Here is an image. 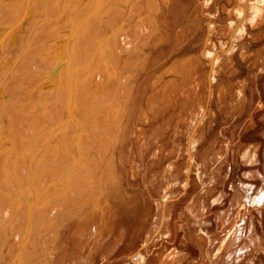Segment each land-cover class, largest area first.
I'll list each match as a JSON object with an SVG mask.
<instances>
[{
	"label": "bare ground",
	"instance_id": "6f19581e",
	"mask_svg": "<svg viewBox=\"0 0 264 264\" xmlns=\"http://www.w3.org/2000/svg\"><path fill=\"white\" fill-rule=\"evenodd\" d=\"M11 1L0 0L1 15L4 13V7ZM85 1L17 0L16 23L14 19L6 18L0 25V45H10L11 39L17 36L15 27L21 18L35 20L30 25L26 44L27 57L21 59L18 65H3L0 71V87L20 91L24 85H28L31 91H42L37 105L43 110L49 107L48 113L43 115L49 124L40 128L38 146L30 155L32 161L38 165L39 174L26 157L25 148L31 145L27 144L22 153L8 155L0 152V264H50L54 252L58 254L56 264H149L152 247L156 246L160 239L172 234L174 208L185 200L184 197L187 199L179 212L181 221L178 227L181 232H185L184 247L191 244L198 253L191 258L192 255L184 248H174L162 256L161 264H231L232 250L241 240L247 227L252 251L261 249L264 253V240L257 235L255 216L242 215L239 210L234 217L232 230L224 236L215 234L212 238L205 229L208 221L198 214L200 209L202 215L208 211L209 203H222L224 190L218 191L210 202L208 194L216 188L221 175L223 183L230 175L231 167L229 170L224 168L230 150L234 165L239 166L240 158L244 166L252 168L243 173L246 179L260 177L259 169H254L261 165L259 143L242 144L239 139L236 148L230 147L224 141H221L219 146L217 143L219 135L245 111L248 112L245 122L234 126H241L243 131L256 125L253 112L264 109L261 91H258L256 85L250 87L246 81L224 80L232 77L238 68L236 53L241 47V41L245 43L246 37L249 36L248 30L257 29L253 41L264 39V11L260 10L264 0H236L235 8L228 12L234 19L229 21L226 29L217 36L216 43L210 40L206 42L215 49L203 53L202 59L191 69L190 77L180 78L182 80L177 84L180 91L174 95V103L171 102L170 108L165 105L154 109L151 103H146V109L136 112L138 98L145 91L146 85L144 81L140 82L133 89L126 116L122 121L118 119L121 105L115 108L110 117L111 132L103 125V121L106 115L112 112L114 101L119 95L123 63L137 51L125 32L126 22L122 20L119 23L118 18H121L123 12L129 11L136 0H89L84 3ZM192 4L193 8L185 16L184 25L178 34L175 33L177 36L173 38L170 56L185 46L189 36H186L185 28L194 33L201 16L215 24L219 23V16L205 12L199 0H192ZM216 8L217 3H214V9ZM51 12L61 17L64 12H70L68 16L71 18L66 19L63 27L60 24L55 26L49 18ZM74 12L78 19L73 16ZM104 17L107 18V25L95 26L99 35L87 31L93 20L100 22ZM82 24L85 25V31L81 34L83 40L80 39ZM180 41L182 42L179 43ZM260 53L261 51L255 52L251 60L249 54L241 56L244 61H251L248 67L254 77L264 72V53ZM160 65L157 68H160ZM258 65L260 67L257 72L255 68ZM152 71L154 72L148 70L147 76L153 73ZM29 76L33 79L28 81ZM218 76H223L226 83H220L217 89L215 85ZM248 89L250 95L247 93ZM225 94H232V107L227 114L226 123L215 135L216 129L213 126L220 120V110L217 111L213 107L212 101L221 99L226 102ZM17 100V114L24 115L35 111L31 99L25 107ZM78 100L84 104L80 107L83 106L81 111L87 117L85 124L80 122L78 112L76 113ZM195 109L197 117L193 115ZM56 115H61L66 120L60 121L56 119ZM154 118H163V121L149 129L142 127ZM261 118L264 123V113ZM83 126L89 128L82 132H72L74 127L80 129ZM68 130H71V133L64 135ZM114 130L117 135L113 143L111 133ZM9 132L20 140L28 133L23 123L15 117L9 118ZM261 133L264 135V130ZM207 134H214L211 144L208 145ZM54 138L57 139L55 150L49 151L54 153L53 157L52 154L48 156L49 153L44 152L41 146L48 145V141ZM2 139L0 137V144L6 141ZM183 141L185 149L181 148ZM113 145L115 155L109 157L106 166H103L106 169L98 170L97 177L94 176L93 164L90 166L88 155L91 151H98L93 157V161H98L110 154ZM165 146L168 147V155H173L182 162L181 169L176 166L172 170H175L173 175L177 173L182 177L181 185L178 184L181 191L165 198H157L153 194L157 182L151 184L147 180L146 172L147 167L155 163V156L163 152L162 149L166 150ZM171 163L168 166H171ZM130 174L138 177V183L130 179ZM39 175H45V182L30 186ZM190 185L195 186L194 193L188 192ZM25 186L32 188L35 202L17 214L18 207L23 203L27 204L29 194ZM139 194L142 196L140 202L139 198L137 199ZM153 202L155 211L153 209L152 215L157 226L151 231L146 230L147 238L143 237L145 240L136 246V240L150 218ZM247 202L249 203L248 199L240 198V194L235 193L228 208L220 210L223 212L218 211L219 220L230 222L235 205L244 208ZM250 206L263 219L264 187L259 189ZM116 212H121L126 219L137 217L138 221L132 225L134 231L131 235L127 236L122 225L116 229L113 221ZM259 222L263 223L260 220ZM60 232L61 241L58 248L52 252L51 244L56 242ZM127 250L129 251L112 257L119 251ZM242 251L243 249H240V253ZM97 258H100L98 263ZM246 264L255 262L250 259Z\"/></svg>",
	"mask_w": 264,
	"mask_h": 264
},
{
	"label": "rangeland",
	"instance_id": "374dc122",
	"mask_svg": "<svg viewBox=\"0 0 264 264\" xmlns=\"http://www.w3.org/2000/svg\"><path fill=\"white\" fill-rule=\"evenodd\" d=\"M16 1L17 0H12L10 2L11 4L9 3L8 5L4 7L3 15L0 14V25L3 22H5L4 20L6 18L14 19V22L16 23L15 18L18 13V11L17 12L15 11V7L17 6ZM86 1L84 3L89 2V0L87 2ZM199 1H200V5L202 9L205 12L219 16V18H217L219 20V23L215 24L212 20L201 16L200 17L201 21L197 22V29L195 30L194 33H191V30H189L188 28H185L186 36L189 35L188 41L184 47L178 49L171 56H170V53L173 50V38L177 36L176 35L178 34L177 32H179L181 27L184 25L185 16L193 8L192 0H136L135 5L132 8H130L129 11L123 12L121 15V18H118L119 23L122 20L126 22L125 32L127 33L131 43L133 44V46L136 48L137 51L135 52L136 54H131L129 58L123 63V66L121 68V74H122L121 79L122 80H119L120 81L119 95L116 97L114 101L112 112L108 113L103 121V125L106 128H108L110 132H111L110 127H109L111 124L110 117L114 114L115 108L118 106L120 107L121 105V109L118 112V115H119L118 119L122 121L126 116L129 103H130V97H131V94L133 93V89H135V87L140 82L144 81L146 85H145V91L138 98V108L136 112H139V109H142V110L146 109V107H148L146 103H151V105L154 106V109L162 108V106H165V105L169 106L170 108L171 102L174 103V95L176 93H179L180 91L179 86L177 85L182 80L180 78H183V76L185 77L187 76L189 78L191 69L202 59L203 53H206L209 50L215 49L213 46L211 47L208 46L209 44H207L206 42L210 40L213 43H216L217 36L224 29H226L229 21H232L234 19L233 16L228 15V12L229 10H232L235 8L236 0H199ZM214 3L215 4L217 3L216 10L214 9ZM76 10L77 9H75V12ZM260 10L264 11V5L261 6ZM75 12L73 16H75V18L78 19V15H76ZM69 13L64 12L61 17L60 15L58 14L54 15L53 12H51L49 15V18L52 20L55 26H58L57 24H60L63 27L66 19L71 18L68 16ZM71 16H72V13H71ZM32 21H35V20L21 18V21L15 27L17 31V36L11 39L10 45H4V44L0 45V71L3 65H6V64L9 65V63L12 65H18V62L21 59L23 58L25 59L27 57V53H26L27 45L26 44L29 38L30 29H31L30 25ZM106 21H107L106 17H104L103 20L100 22H98L96 19L93 20L89 24L87 31L88 32L92 31L95 34L99 35V31L95 29V26L97 25L106 26L107 25ZM81 26L82 27L80 29V39L82 38L81 40H83V37L81 36V34L83 33V31H85V28H84L85 25L82 24ZM262 27L264 28V23L262 24ZM104 28L106 29V27ZM248 35L249 36L246 37V41H244L245 43H243V40L241 41L240 43L241 47H239L238 52L236 53L238 68L236 69L235 74L232 77L225 78V79L223 78V76H218L217 83L215 86L218 89V87L221 85L220 83L222 82L226 83V81L233 80V79L238 80V81H246L249 83L250 87L251 85L257 86V88L259 89L258 91L259 92L261 91L260 95H261L262 100L264 101V88H263L264 87V76H263L264 72H261L260 73L261 75L259 74L260 76L259 75L256 77L251 76L252 70H250V68L248 67V63H250L251 61H244L242 59V57H244L247 54L251 55L250 57V60H251V58H254L255 52L257 53L258 51H261L260 54H262V51H263L264 53V49H263L264 39H257L254 41L252 40L257 35V29L248 30ZM181 42L182 41H180L179 43ZM101 60L102 59L100 58V61ZM33 62H31V64ZM159 65H160V68H157ZM259 67L260 65H258L255 68L256 69L255 71L258 72ZM87 68L85 71H87ZM148 70H154V72L152 71L153 73L147 76ZM167 70L169 72H166ZM83 78L84 76L82 77V79ZM28 79L30 80L33 78L32 76L31 77L29 76L27 80ZM223 79L226 81L224 82ZM249 89L247 93H249L250 95ZM41 94H42V91L29 90L28 85H24L22 87V90L20 91L3 89L0 87V127H1L0 137L3 138L2 141L6 140L4 143L0 144V152L7 153L8 155H13L16 152L22 153L27 144L31 145L30 147L32 148L30 147L25 148L26 150L25 153H26L27 160H29V162H31L35 166V170H37L38 174L40 173L38 165H36L35 161H32V159L30 158V155L35 152L38 146L37 142L39 141V136L41 135L39 134L40 128L49 124V121L44 120L45 118L43 117L45 113H48L49 107L47 108V110H43V108L37 105ZM224 97L226 98V102L221 99H219V101H212L213 107L217 111L220 110V114H219L220 120H218L217 124L213 126L216 129L215 135L218 134L219 130L224 126V123H226V120L228 118L227 114L230 113L231 107H232V104H231L232 99L230 100V98L232 97V94L230 95L225 94ZM16 99H18L17 101H19L24 107L27 105L28 101L31 99L34 102L35 111L33 113L28 112L27 114H24V115H20L19 113L17 114V112L15 111ZM81 105H84V104H82L78 100V103L76 105L77 106L76 113L78 112L77 116L80 122L85 124L87 123V117L81 111L83 107V106L80 107ZM41 110L43 111L41 112ZM263 113H264V109L254 111L253 119L255 120L254 122L256 125L254 127H251V129L249 128L243 131L241 130L242 129L241 126L240 127H234V126L245 122V120L247 119V115H248V112L245 111L239 118H237L238 120L236 119L235 122L233 121V124H231L227 130H225L223 133H221V135H219V141H218L219 143H217V145L220 144L221 141H224L228 143L230 147L236 148L238 145L237 142L239 141V139H241L240 140L241 143L243 142L242 144H245V143L246 144L247 143L258 144L259 143L260 150H261L260 151L261 165L254 167V169L256 170L259 169L258 174L260 175V177H258V179L248 180L244 177L243 173L250 171L252 168L249 166H244L240 158L238 159L239 166L234 165L232 157H231V150L229 151L227 155L229 162L227 161L224 168L226 170H229V168L231 167L229 170L230 175L225 180V183H223L221 179V176H222L221 175L220 179L218 180V183L216 184V188L210 194H208V198H209L208 202H210L212 201L213 196L218 193V191H220L221 189L224 190L225 196H224L222 203H219V204L209 203L208 211H206L203 215H202L203 212L201 209L198 212V214L200 213L199 214L200 217H202L203 219L205 218V220L208 221V224L205 226V229L212 236V238L215 234L224 236L225 234L228 233V231H231L233 227L234 217L236 213L240 210V212H242L241 213L242 215L245 214L249 217L255 216V221H256L257 230H258L257 235L259 236V238L264 240V217L263 219L260 218L257 212H255L256 210L252 209V207L250 206L251 200L254 198V196H257L259 189L261 187H264V169H263L264 135H262L261 133V131L263 132L264 130V123L261 118ZM193 115L194 117L198 116L196 113V109L193 111ZM10 117H15L19 119L23 123V125L26 127L28 133L24 139L20 140V138H16L12 136L11 133L9 132V118ZM55 117L56 119L60 121L66 120V118H63L61 115H56ZM152 120H153L152 122L148 121L147 123L143 124L142 127L144 129L146 128L149 129L150 127H153V125L157 123L160 124L163 121V118H154ZM67 121H68V117H67ZM79 127L78 128L74 127L75 129L73 130L71 129L72 132H79V131L82 132L86 128H89L88 126H83L79 129ZM134 129H135V125H133L132 130ZM71 130L66 131L64 135L71 133ZM93 132H95L94 129H93ZM111 135L113 137L112 142L114 143V140L117 135L116 130H114L113 133H111ZM213 135L214 134L212 135L207 134L206 136L207 145L211 144L210 142H212V138L214 137ZM131 140H132V136L130 137L129 147H131ZM48 142H49L48 145L41 146L43 147L42 149L44 150V152L46 151L47 153H49L50 150H55L57 139L54 138V139L49 140ZM184 144H185V141L182 142L181 148L182 147L184 148L185 146ZM218 146L216 147L218 148ZM114 149L115 147L113 145L112 151L110 152V154L103 159H99L98 161L97 160L93 161V157L94 155L96 156L97 154L96 152L98 151L90 152V154L88 155V162L90 166H92L93 164L92 170H93L94 176L97 177L98 170L103 171L104 169H106L104 167L106 166V163L109 157H111L113 154L115 155ZM165 149L166 150L162 149L163 152L161 151L157 156H155L156 157L155 163L150 164L147 167L148 173L146 172L147 180L151 184H155L157 182L156 183L157 187L161 186L160 188L156 187V190L158 192L155 190V192L153 193L155 197L157 198H165L166 196L170 194L175 195L181 191L180 187H178V184L179 186L181 185L180 183L182 181V177L180 175H177V173L176 175H173L175 174L174 173L175 170L174 171L172 170L176 166L177 167L180 166L179 168L181 169L182 162L181 160L179 159L177 160L176 158H174L173 155L171 156L170 154L169 155L167 154L168 147L165 146ZM51 154L53 155L54 153L51 152L49 153L48 156H52ZM129 154L130 152L128 153V155ZM162 156L164 157V159ZM171 162H174V163H171ZM170 163H171V166H168ZM169 168H172V169L168 171ZM129 177L131 180H133L134 183L135 181L136 183H138L139 179L137 176L134 177L132 176V174H130ZM157 178L159 179L160 182L157 181L158 180ZM45 179H46L45 175H43L42 177L39 175L37 180H35V182H33L32 185L30 186L33 187L36 184L38 185V184L44 183ZM249 184H252V186H249ZM30 188L31 187L29 186H25L26 192L28 191L27 193L29 194L28 200L30 198L31 199L30 201L27 200L26 202L27 204L23 203L24 205L22 204L18 207L17 214L24 211L28 205H32L35 202V196L31 192L32 188L31 189ZM121 188L123 189L124 186H122ZM193 189L195 190V186L190 185L188 192L194 193ZM235 193L240 194V198L248 199L249 203L247 202L246 207L244 208L239 207L238 205H235L234 212L231 214L230 222H227V221L222 222L219 220L218 211L223 212L220 210H225L226 208H228L232 195L234 196ZM242 196H245V197H242ZM138 198H139L138 202H140V200L142 199V196H140L139 194L137 196V199ZM183 199L186 200L187 197H184ZM93 200L94 202H96L95 199ZM185 200H183L182 202H179L176 205L178 206L177 208L175 206L174 215L175 213L176 215L175 216L173 215L174 220H172V224H173L172 234L170 236L160 239L159 242L156 244V246L152 247L151 249L152 254L149 256L150 257L149 264H159V263L161 264V260L163 259L167 251H170L174 248H177L178 250H181L184 248L187 253L192 255L191 258H194L197 255L198 250L194 248L191 244H188L187 247L185 246L186 248L184 247L183 236L185 235V232H181L180 228L178 227L181 221L179 218V212L181 211L183 207V202ZM94 202L92 201L93 204ZM152 205L153 206H152V212L150 213V218L146 221L143 227L142 233L140 234L139 238H137L136 243H135L136 246H138L139 243L143 241L144 238L145 239L147 238L146 236H148V232L146 230L151 231L157 226V222H155L153 219L155 217L154 215H152L154 214V211H155L154 202ZM250 211H252V214H250ZM115 218H116V222H115ZM76 219L77 217L74 218V222H76ZM136 220H137V217L126 219L121 212H116L115 215L113 216V221L116 227L117 226L120 227L122 225L124 227V230H126L127 232V236L131 235L132 232L134 231L132 225L137 223L138 220L137 221ZM259 220L263 221V223L261 224ZM118 227L116 229H118ZM189 231L191 232V230ZM61 235H62V232H60L59 237L56 240V242L51 244L52 252H54L58 248L57 246H59L58 244L61 241ZM248 235H249V229L247 227L245 232H243V236L241 240L238 242L237 246L233 248L234 250H232V256L230 257L231 264H246L247 261H249L250 259L251 261L254 260L255 264H257V262L258 264H264V253L262 252L261 249L260 251H257V252L255 250L252 251L253 248L252 246H250L251 243L249 242L250 240H248L249 239V237H247ZM240 249L241 250L243 249L241 253H240ZM128 251L129 250L121 251V252L119 251L115 253L112 257H115L116 255H119L121 253L123 254ZM225 252H227L226 249H225ZM57 258H58V254L54 252V257L50 264H56ZM9 260L10 258H8L7 261ZM98 262H100V258L96 259V263ZM181 264H184V263H181Z\"/></svg>",
	"mask_w": 264,
	"mask_h": 264
}]
</instances>
